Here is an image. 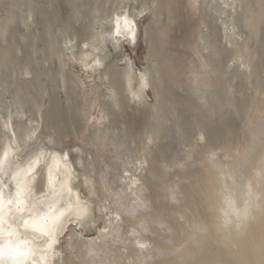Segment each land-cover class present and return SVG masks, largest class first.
I'll list each match as a JSON object with an SVG mask.
<instances>
[{
  "label": "bare ground",
  "instance_id": "obj_1",
  "mask_svg": "<svg viewBox=\"0 0 264 264\" xmlns=\"http://www.w3.org/2000/svg\"><path fill=\"white\" fill-rule=\"evenodd\" d=\"M58 140L73 192L49 264H264V0H0L15 182Z\"/></svg>",
  "mask_w": 264,
  "mask_h": 264
},
{
  "label": "snow or ice",
  "instance_id": "obj_2",
  "mask_svg": "<svg viewBox=\"0 0 264 264\" xmlns=\"http://www.w3.org/2000/svg\"><path fill=\"white\" fill-rule=\"evenodd\" d=\"M123 9L118 14V18L123 17L124 31L118 32L117 37L123 35L126 39L130 38L134 46L138 39V30L135 20L131 17V4L123 6ZM84 47L87 50L88 45L85 44ZM116 47L119 48V45ZM99 51L98 46L95 53L98 55ZM116 56L119 59L122 53L116 52ZM133 98H136L135 94ZM7 127L6 122L5 132H7ZM28 131V140H31L37 133L43 134L39 128L35 127ZM10 135H15L14 129ZM62 144L63 141L58 140L53 149H42L34 153L27 160L26 166L21 168L18 177H15L14 190L12 185L0 180V264H28L29 257L35 261L37 255L42 264H49V256L55 257L56 236L61 229L59 215L61 209L71 202L73 192L71 186L73 167L70 161L72 145L69 144L68 151H65ZM8 155L6 150L4 156ZM49 161L52 162L51 165H48ZM3 164L4 161L0 159V174L3 173ZM45 166H47L50 198L41 200L37 205L32 199L33 181L37 175H40L41 168ZM4 187L9 188L7 197L3 190ZM5 232H7V248L5 247ZM28 233L42 239L38 242L35 238H28Z\"/></svg>",
  "mask_w": 264,
  "mask_h": 264
},
{
  "label": "water",
  "instance_id": "obj_3",
  "mask_svg": "<svg viewBox=\"0 0 264 264\" xmlns=\"http://www.w3.org/2000/svg\"><path fill=\"white\" fill-rule=\"evenodd\" d=\"M154 78H156V75H154ZM1 158L4 161V164H3V173L0 174V180L5 181L6 184H8V185H12L13 190H14V185L16 183L14 180L15 171H12V168L10 166V160H8L7 157H4V155L1 154L0 159ZM106 160H107V164L109 166V172H108L109 180L112 182H116L115 181L116 174L113 171V162L114 161L111 159H106ZM33 185H34L33 196L35 197V199H37V201H41V200L50 198L49 188H48V184H47V166L41 168L40 175L36 176L35 180L33 181ZM3 190L5 192V196H7L9 188L4 187ZM69 227H75V224H71ZM65 234H67V231ZM4 235H5V247H7V234H4ZM62 237L60 235L58 237H56L57 244L55 245V250L57 247H59V244L61 243Z\"/></svg>",
  "mask_w": 264,
  "mask_h": 264
},
{
  "label": "rangeland",
  "instance_id": "obj_4",
  "mask_svg": "<svg viewBox=\"0 0 264 264\" xmlns=\"http://www.w3.org/2000/svg\"><path fill=\"white\" fill-rule=\"evenodd\" d=\"M143 52H144V47H142V45H140L139 48L137 49L136 53L134 55L131 54L135 58V60L138 64L140 63V58H141Z\"/></svg>",
  "mask_w": 264,
  "mask_h": 264
}]
</instances>
